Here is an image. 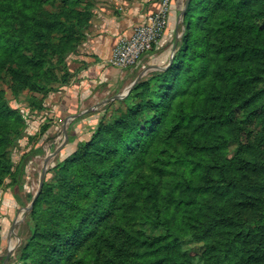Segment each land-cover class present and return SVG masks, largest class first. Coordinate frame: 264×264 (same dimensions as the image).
Returning a JSON list of instances; mask_svg holds the SVG:
<instances>
[{"label":"trees","instance_id":"16d2710c","mask_svg":"<svg viewBox=\"0 0 264 264\" xmlns=\"http://www.w3.org/2000/svg\"><path fill=\"white\" fill-rule=\"evenodd\" d=\"M73 16L72 27L86 31L91 14ZM214 17H218L215 31L219 35L210 44L206 34ZM184 22L182 47L171 65L141 80L126 98L132 100L149 90V102L134 113V117L145 115L141 135L127 138L103 157L107 161L120 156L119 162H123L129 149L146 156L153 152L158 140L174 136L184 150L183 156L178 152L183 167L178 179L167 184V193L161 194L160 175L170 171L158 166L163 162L157 158V166L146 177L115 190L110 181L115 169L97 174L92 178L93 206L64 233L52 227L46 234L38 264H72L75 252L89 244L98 256L97 242L102 238L114 252L124 255L119 264H210L212 259V264H217L216 259L224 264H264V246L260 242L256 246L249 243L254 233L264 235V228H251L253 224L264 227V110L258 117L260 130L256 134L234 124V109L255 113L264 93V0H190ZM27 49L11 37L0 35V59L16 65L18 76H22L21 67L38 70L36 77L25 81L40 90L49 83L47 64L40 52L36 60L23 55ZM158 86L161 92L155 89ZM10 118L9 109L2 104L0 126ZM101 130L99 125L93 137L100 135ZM19 134L14 129L13 140H7L5 133L1 136L8 144H14ZM230 142L236 147L234 156L227 160L222 156ZM162 152L168 154V150ZM28 157L23 158L14 185L21 180ZM79 160V156L66 160L63 170L77 165ZM11 166L10 161L0 158V187ZM46 195L43 184L29 216V237L18 259L32 239L40 240L42 234L32 220ZM117 202L120 203L115 208ZM67 205L76 207L73 202ZM119 210L141 214L143 222L161 234L150 236L140 230L127 231L116 222L106 224ZM185 237L206 241L220 238L217 243L222 248L212 245L200 257L186 255L179 248ZM96 262L97 258L92 264Z\"/></svg>","mask_w":264,"mask_h":264},{"label":"rangeland","instance_id":"374dc122","mask_svg":"<svg viewBox=\"0 0 264 264\" xmlns=\"http://www.w3.org/2000/svg\"><path fill=\"white\" fill-rule=\"evenodd\" d=\"M96 3L97 0H69L67 4L64 0H0V35L11 37L17 45L26 46L28 49L23 52L26 57L36 60L40 57V52L47 64L45 72L46 81L49 82L42 89L36 90L31 86L30 81L29 83L25 81V78L36 77L38 70L21 67L22 76H18L16 65L9 63L7 59H0V108L5 104L11 114V118L3 120V125L0 126V158L12 164L10 173L4 176L0 187V264H38L42 260V245L47 242V235L52 227L64 233L70 226L78 223L93 206L95 196L92 178L97 174L115 169L110 178V181L114 182L113 190H115L131 181L146 177L151 168L157 166L154 162L157 158L159 162H163L161 164H164L163 166L159 163L158 166L170 171L165 176L160 175L161 194H166L167 184L178 179L179 173L183 170L178 161L180 157L178 152L183 156L184 150L179 139L174 136L170 139L158 140L152 148L153 152L146 156L138 152L139 150L129 149L123 162H119L120 156L113 160H103L107 152L117 147V144L123 143L127 138L131 140L136 133L141 135V130L145 126V115L134 117V113L149 102V90H144L143 94L127 100L133 88L123 98L109 102L96 110L93 108L103 100L122 95L140 73L150 68L155 69L144 74L139 82L166 70L171 65L169 60L174 58L182 47V38L186 32L184 14L181 15L185 0L176 14L175 37L169 45L170 51L161 64L150 63L149 66L142 64L134 71L126 69L127 78L118 85V88L104 96L82 99L73 85L78 80L81 69L75 65L76 58L82 52L87 35L86 31L79 32L72 27L75 17L73 15L90 13L92 18ZM217 21L218 17H214L207 28V42L210 44L219 35L215 31ZM175 42L176 47H174ZM155 48L152 51H156ZM194 78L197 79L198 75ZM258 87L261 88L262 85ZM155 89L161 92L162 88L158 86ZM258 103L253 114L234 109V124L238 125V128L254 134L259 132L258 117L264 110V93ZM87 110L91 111L84 113ZM76 115L79 117L73 119L72 117ZM66 122L67 142L49 162L43 183L47 195L38 205L32 220L42 235L40 240H35L36 242L32 239L26 245L22 258L18 259V253L31 230L29 216L33 206L25 213L23 210L29 206L38 190L45 156L51 155L64 142L63 128ZM99 125L102 128L101 134L93 137ZM14 129L20 131L19 138L14 144H8L2 139L1 134L5 133L7 140H13ZM168 143H172V146H168ZM88 144L90 146L85 147ZM235 147V143L230 142L222 157L230 160L234 156ZM165 150H168V154L162 152ZM217 155L214 156L220 157ZM25 156L29 157L25 162L21 180L14 185L17 170ZM77 156L80 158L78 164L63 170L64 162ZM13 185L14 191H11ZM110 196L107 199H110ZM68 202H73L76 207L73 209L67 207ZM119 203L115 204V208ZM143 204L141 202V207ZM142 218L141 214L124 213L119 210L106 224L109 223L111 226L116 222L127 231L140 230L150 236L161 234L158 229L147 226ZM255 221L258 222V219ZM14 223L16 225L12 232ZM251 228L264 227L253 224ZM35 234L32 237L35 238ZM217 241H220V238L216 241L212 239L206 241L185 237L179 248L186 255L200 257L210 246L220 247L221 244ZM259 242L264 246V235L254 233L249 243L256 246ZM11 246L15 248L11 250ZM97 247L98 256L97 250L91 249L90 244L76 251L72 264H92L96 258V264L122 262L124 255L114 252L103 238L97 242ZM9 251L11 253L7 257ZM216 260L217 264H224L220 259ZM194 264L200 263L194 262Z\"/></svg>","mask_w":264,"mask_h":264},{"label":"crops","instance_id":"0c3cea01","mask_svg":"<svg viewBox=\"0 0 264 264\" xmlns=\"http://www.w3.org/2000/svg\"><path fill=\"white\" fill-rule=\"evenodd\" d=\"M161 2L162 0H97L86 30V42L75 62L81 69L73 88L81 94L82 99L107 95L126 80L125 70L109 65L113 51L119 41L130 37L135 26L143 23L148 14L159 8ZM182 2L183 0H170L167 31L158 49L155 48L157 52L154 50L146 54L141 66L161 64L167 57L169 45L175 37L176 14ZM151 70L155 69L150 68L145 74Z\"/></svg>","mask_w":264,"mask_h":264},{"label":"built area","instance_id":"2783aa9c","mask_svg":"<svg viewBox=\"0 0 264 264\" xmlns=\"http://www.w3.org/2000/svg\"><path fill=\"white\" fill-rule=\"evenodd\" d=\"M170 0H162L159 8L135 26L129 38L119 41L109 60V65L121 70L136 69L143 57L157 47L165 35Z\"/></svg>","mask_w":264,"mask_h":264},{"label":"water","instance_id":"95a60500","mask_svg":"<svg viewBox=\"0 0 264 264\" xmlns=\"http://www.w3.org/2000/svg\"><path fill=\"white\" fill-rule=\"evenodd\" d=\"M189 1H190V0H185L184 6H183V11H182L181 15L184 14V12H185V10H186V8H187V5H188V3H189ZM174 47H176V42H175V44H174ZM172 60H173V58H171V59L169 60V65L171 64ZM156 69H158V68H156ZM159 70H163V69H159ZM144 74H145V73H140V74L136 77V79L130 84V86H129V88L127 89L126 93H123L122 95L114 96V97H112V98H109V99H107V100H104V101L100 102V104H98L95 108H93V110H96L98 107H101V106H103V105H105V104H107V103H109V102H112V101H115V100H118V99L123 98L125 95H127V94H128L133 88H134V86L139 82V80L144 76ZM90 111H91V110H87V111H85L84 113H87V112H90ZM77 117H79V115L73 116L72 118L74 119V118H77ZM72 118H71V119H72ZM66 124H67V122L64 123V128H63L64 142H63V143H62L57 149H55L54 152H53V153H52V154H51V155H50V156L44 161V163H43V170H42V172H41V174H40V177H39L38 190H37L36 194L34 195L33 199L31 200L29 206L23 210L24 213L31 209V207L33 206L35 200L37 199V197L39 196V194H40V192H41V189H42V186H43V183H44L45 174H46V171H47V167H48V165H49V162L51 161V159H52L53 157H55V156L58 154V152L61 150V148H62V147L66 144V142H67L66 131H65V126H66ZM15 225H16V223H14L13 226H12V229H11L12 232H13V229H14ZM10 251H11V250H10ZM10 251L8 252L7 257L10 256V253H11Z\"/></svg>","mask_w":264,"mask_h":264},{"label":"bare ground","instance_id":"6f19581e","mask_svg":"<svg viewBox=\"0 0 264 264\" xmlns=\"http://www.w3.org/2000/svg\"><path fill=\"white\" fill-rule=\"evenodd\" d=\"M143 73H145V72H143ZM130 86V85H129ZM129 86L124 90V93H126V91H127V89L129 88ZM59 138V137H58ZM47 150V149H46ZM45 151V150H44ZM48 152V151H47ZM50 156V154H47L46 156H45V159H44V161L48 158ZM42 171V170H41ZM20 218V217H19ZM11 248V250H13L15 247H13V246H11L10 247Z\"/></svg>","mask_w":264,"mask_h":264}]
</instances>
